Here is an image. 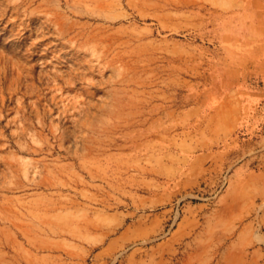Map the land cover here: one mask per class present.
<instances>
[{
	"label": "rangeland",
	"instance_id": "374dc122",
	"mask_svg": "<svg viewBox=\"0 0 264 264\" xmlns=\"http://www.w3.org/2000/svg\"><path fill=\"white\" fill-rule=\"evenodd\" d=\"M0 264H264V0H0Z\"/></svg>",
	"mask_w": 264,
	"mask_h": 264
}]
</instances>
